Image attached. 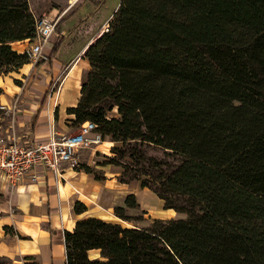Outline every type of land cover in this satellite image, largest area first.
I'll return each instance as SVG.
<instances>
[{
    "label": "trees",
    "instance_id": "trees-1",
    "mask_svg": "<svg viewBox=\"0 0 264 264\" xmlns=\"http://www.w3.org/2000/svg\"><path fill=\"white\" fill-rule=\"evenodd\" d=\"M36 23L30 0H0V75L30 63L14 43ZM84 57L72 125L96 123L113 146L102 170L78 169L101 180L121 166L120 182L186 218L142 224L130 193L114 207L130 225L87 216L65 230L66 264H264V0H121Z\"/></svg>",
    "mask_w": 264,
    "mask_h": 264
},
{
    "label": "crops",
    "instance_id": "crops-1",
    "mask_svg": "<svg viewBox=\"0 0 264 264\" xmlns=\"http://www.w3.org/2000/svg\"><path fill=\"white\" fill-rule=\"evenodd\" d=\"M69 1L74 3L76 0H65L63 4L57 2L59 13L54 19L60 17L59 21L62 20L60 29L65 38L50 62L53 76L61 80L60 89L50 93L48 82L36 83L31 77H27L29 73L33 75L37 70H42L47 64L37 66L30 62L19 71L20 75L26 76L23 83L8 84L11 92L5 90L0 95V103L7 107L16 102L15 121L12 123V117L4 114L10 124L6 131L17 136L25 145H34L47 140L54 133L72 130L75 114L69 113L68 109L77 105L83 81L78 88L74 87L90 66L88 59L84 57L85 52L107 30L99 29L86 35L84 30L76 31L65 27L70 10L63 8ZM31 8L37 17L32 5ZM52 8H47L41 15L49 19V9ZM81 38L84 40L81 41ZM49 44L50 42L46 44V49ZM43 77L46 78L47 75ZM103 144L93 147L95 153L110 154L111 146L108 151L99 149ZM94 162L97 160L94 159ZM108 168V177L101 180L94 173L72 169L67 164L60 171L38 167L35 170L38 175L35 182L24 178L15 186L0 176V256L10 259V264H66L65 230H72L77 219L87 216L116 221L113 219L114 215H105L99 207L111 201L113 206L109 210H113L117 202L122 205L126 195L134 193L128 190L132 181L122 183L118 180V175L123 171L121 166L110 165ZM77 200L87 204V211L81 214L75 212Z\"/></svg>",
    "mask_w": 264,
    "mask_h": 264
},
{
    "label": "rangeland",
    "instance_id": "rangeland-1",
    "mask_svg": "<svg viewBox=\"0 0 264 264\" xmlns=\"http://www.w3.org/2000/svg\"><path fill=\"white\" fill-rule=\"evenodd\" d=\"M63 1H65V0H30V4L33 6V10L36 11V14H38L37 18L40 16L44 17L41 15L42 12L47 11L48 10L47 8H50V7L52 8L53 6H55L52 9H49L50 13L48 16L50 20H54L59 13L58 8H57L58 7L57 5H59V4L57 2L63 4L64 3ZM120 2H121V0H76L74 3L69 1L67 6L65 8H63L64 10H68V9L70 10L68 15L66 16L67 19L65 21V27L76 30V31L84 30V31H86V35L91 31H92L91 33H93V32L98 31L99 29L100 30L106 29L107 23H109V21L113 17V14L116 11V9L118 8ZM106 21H108V22H106ZM61 22H62V20H61ZM105 22H106V24H104ZM74 28H76V29H74ZM61 29L58 30L56 28V33L53 35V37L51 38L50 44L48 45L49 48H47V49L45 48V53L47 55V58L42 59V60L47 61V64L42 68V70H37L36 72H34L33 75L29 73V76H27V77H31V80L33 82H36V83L39 81L42 82V84H45L46 82H48L50 93H54L55 91H58L60 89V85H61V80L59 79V77L53 76V71L50 68V63H48L49 62V56L52 53L54 45L56 44L57 40L61 36L63 37V34L61 33ZM82 37H84V36H82ZM35 39L36 38H34L33 40L26 39L24 41H21L19 44L14 43V46L21 51V50H23V48L25 46L30 44V41H35ZM80 40L83 41L84 38H81ZM50 48H51V50L49 51L48 49H50ZM63 56L64 55H61V57H63ZM36 64H38V62ZM44 72H46V74H44ZM44 75H47V77L44 78L43 77ZM25 77L26 76H24V75H20L19 72H11V73H7L4 75L1 74L0 75V95L3 92H5V90H6V92H11L10 87L7 86L8 84L21 85L23 83V80L26 79ZM83 80H84V76L82 79L77 80L74 89L78 88ZM0 111H1L0 112V137H4V138L8 139V138L13 136L11 132L6 131L10 127L9 126L10 124H9L6 116L4 115L3 111L2 110H0ZM109 115L110 116L117 115V111L114 110ZM72 126H73V128L70 131V133L77 131L79 128V126H76L74 124ZM15 137H17V136H15ZM111 142H112L111 140L106 139V142L101 147H99V149L102 151H104V150L108 151L109 146H111V147L113 146V144H110ZM153 153H155V152H153ZM103 155L104 154H102V152L95 153L94 148L83 149L80 152V160L82 163L86 160L93 167L97 168V170H102L101 167H96L97 165H96V162H94V159L95 160H103ZM103 170L108 172V170H109L108 166L105 167V169H103ZM128 190L134 192V194L136 195L137 200L140 203L142 209L147 211V213L145 214V218H147V220L144 221L142 224H148L153 218H161V219L186 218V215L184 213H179V212H176L172 209H165L164 201L161 200L149 188H142L141 181H138V182L132 181ZM105 202H107V201H105ZM116 202H117V200H116ZM116 204L119 205L118 202ZM112 206L113 205H112L111 201H109V202L105 203L102 207H99V210L107 216L110 215V217H113V215H114L113 219L116 220V222H121L124 225H130L129 222H126V221L118 218L114 214V209L109 210V207L111 208ZM111 214H112V216H111ZM109 221H111V220H109ZM6 231L9 232L8 228H6ZM12 231L13 230L11 229V232ZM91 256H93V257L97 256L96 252H91ZM3 262L5 264H10L11 261L7 257H4Z\"/></svg>",
    "mask_w": 264,
    "mask_h": 264
},
{
    "label": "built area",
    "instance_id": "built-area-1",
    "mask_svg": "<svg viewBox=\"0 0 264 264\" xmlns=\"http://www.w3.org/2000/svg\"><path fill=\"white\" fill-rule=\"evenodd\" d=\"M59 20L60 17L56 20L37 18L36 39L30 41L22 50L30 62L37 63L47 58L45 46L56 33ZM106 27L108 28V24ZM0 110L12 117V123L15 121L16 102L11 107L0 103ZM104 142V136L97 129V124L89 120L73 133H54L47 140L34 145H25L14 135L8 139L0 137V176L15 186L24 178L35 182L38 178L35 170L38 167L60 171L67 164L69 168L76 169L81 164V150Z\"/></svg>",
    "mask_w": 264,
    "mask_h": 264
}]
</instances>
